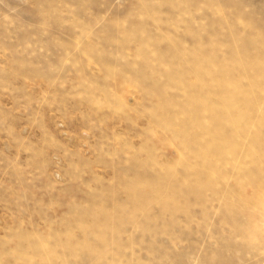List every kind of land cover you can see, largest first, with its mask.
Masks as SVG:
<instances>
[{"label": "rangeland", "instance_id": "obj_1", "mask_svg": "<svg viewBox=\"0 0 264 264\" xmlns=\"http://www.w3.org/2000/svg\"><path fill=\"white\" fill-rule=\"evenodd\" d=\"M0 264H264V0H0Z\"/></svg>", "mask_w": 264, "mask_h": 264}, {"label": "bare ground", "instance_id": "obj_2", "mask_svg": "<svg viewBox=\"0 0 264 264\" xmlns=\"http://www.w3.org/2000/svg\"><path fill=\"white\" fill-rule=\"evenodd\" d=\"M259 248V247H258Z\"/></svg>", "mask_w": 264, "mask_h": 264}]
</instances>
